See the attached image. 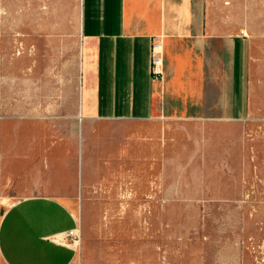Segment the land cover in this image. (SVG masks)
<instances>
[{"label": "rangeland", "instance_id": "rangeland-1", "mask_svg": "<svg viewBox=\"0 0 264 264\" xmlns=\"http://www.w3.org/2000/svg\"><path fill=\"white\" fill-rule=\"evenodd\" d=\"M250 41L243 116L83 119L82 0H0V237L11 205L73 210V264H264V0H208Z\"/></svg>", "mask_w": 264, "mask_h": 264}, {"label": "crops", "instance_id": "crops-1", "mask_svg": "<svg viewBox=\"0 0 264 264\" xmlns=\"http://www.w3.org/2000/svg\"><path fill=\"white\" fill-rule=\"evenodd\" d=\"M81 32L83 119L232 117L247 109L250 41L216 21L208 0H82ZM157 41L160 78L151 70ZM76 227L60 199L18 201L2 218L0 264H73L74 248L55 237Z\"/></svg>", "mask_w": 264, "mask_h": 264}, {"label": "built area", "instance_id": "built-area-1", "mask_svg": "<svg viewBox=\"0 0 264 264\" xmlns=\"http://www.w3.org/2000/svg\"><path fill=\"white\" fill-rule=\"evenodd\" d=\"M151 70L154 77L160 78L164 74V48L160 41H157L152 46ZM68 237H76L77 235L70 231Z\"/></svg>", "mask_w": 264, "mask_h": 264}, {"label": "bare ground", "instance_id": "bare-ground-1", "mask_svg": "<svg viewBox=\"0 0 264 264\" xmlns=\"http://www.w3.org/2000/svg\"><path fill=\"white\" fill-rule=\"evenodd\" d=\"M72 232H74V231H72ZM62 236H63V234L59 235L60 238H62Z\"/></svg>", "mask_w": 264, "mask_h": 264}]
</instances>
